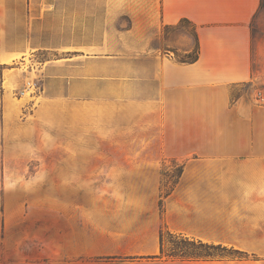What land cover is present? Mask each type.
<instances>
[{
	"label": "crops",
	"instance_id": "1",
	"mask_svg": "<svg viewBox=\"0 0 264 264\" xmlns=\"http://www.w3.org/2000/svg\"><path fill=\"white\" fill-rule=\"evenodd\" d=\"M261 5L0 0V162L27 164L66 264H264V99L236 93L259 79ZM182 20L195 63L166 36ZM34 75L37 92L21 90ZM164 232L248 258H158Z\"/></svg>",
	"mask_w": 264,
	"mask_h": 264
},
{
	"label": "rangeland",
	"instance_id": "2",
	"mask_svg": "<svg viewBox=\"0 0 264 264\" xmlns=\"http://www.w3.org/2000/svg\"><path fill=\"white\" fill-rule=\"evenodd\" d=\"M252 29L254 70L259 73V79L237 88L236 93L255 94L264 99V8L254 18ZM193 32V27L188 23H181L166 31V36L171 39L173 46L176 47L174 51L181 59L188 57L185 51L190 45V41L187 40L186 35L190 39ZM38 38L41 39L40 42L44 43L42 36H38ZM51 39L57 43L59 36H51ZM31 58L32 52L28 51L25 56H20L16 66L21 67L22 63H26L22 69L25 73L28 72ZM28 83L37 85L36 76L26 79L24 88L22 87L21 90H28ZM37 90L32 88L27 92L35 93ZM4 165L7 167L6 173H3ZM170 166L173 169L167 174L168 183H175L180 176L181 164L172 162ZM29 174L25 163L2 164L0 162V264H66V260L60 257L62 246L59 242L58 233L51 229L48 234V230L44 229V224H48L49 221L48 212L43 210L42 205L45 196L41 189L32 188L33 179L26 177ZM23 175L24 177H22ZM26 203H33L35 207L23 210L21 206ZM58 223V211L51 210L50 225L57 227ZM20 224H24L23 228L19 227ZM27 225H30L29 232H26ZM190 245H194V248ZM177 246L182 248L189 257H198V255L207 254V252L214 259H234L237 257L233 252L222 248L206 249L199 246L197 242L184 237L166 234V254L171 253ZM111 262L113 260H99L100 264Z\"/></svg>",
	"mask_w": 264,
	"mask_h": 264
},
{
	"label": "trees",
	"instance_id": "3",
	"mask_svg": "<svg viewBox=\"0 0 264 264\" xmlns=\"http://www.w3.org/2000/svg\"><path fill=\"white\" fill-rule=\"evenodd\" d=\"M262 8H264V0H262V5H261L260 9H262ZM181 23H188V24L191 25V23L189 21H187V20H182ZM193 34H194L195 39H196V46H195L194 51L188 54L187 59H181V58H179L177 56V53H175L177 60L179 62H181V63L191 64V63L197 62L198 59H199V56H200V45H199V41H198L197 32H196L195 29H194ZM181 172H182V169L180 171V174H181ZM166 234L174 235V234H172L170 232L162 233V235H161V254H160V256H158V258H167V259H171V260H181V261H187V260H214V257H212L208 252H207V254L198 255V257H189V256H187L184 253V250L182 248L178 247V246L174 250H172L171 253L166 254V252H165V236H166ZM190 244H194V243H190ZM198 244L202 248H206V249L222 248L223 250L233 252L235 255H237V257H234V259L241 260V259L248 258V256L245 253H243L241 251H238V250L228 249V248H225V247H222V246H215V245H209V244H203V243H198ZM191 247L194 248V245L191 246Z\"/></svg>",
	"mask_w": 264,
	"mask_h": 264
},
{
	"label": "built area",
	"instance_id": "4",
	"mask_svg": "<svg viewBox=\"0 0 264 264\" xmlns=\"http://www.w3.org/2000/svg\"><path fill=\"white\" fill-rule=\"evenodd\" d=\"M32 88H35L36 90L38 89V86L36 85V84H31V83H28V90H26V91H29V90H31Z\"/></svg>",
	"mask_w": 264,
	"mask_h": 264
}]
</instances>
